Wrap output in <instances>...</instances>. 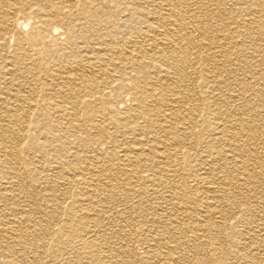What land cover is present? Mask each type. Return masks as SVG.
Wrapping results in <instances>:
<instances>
[{
	"label": "bare ground",
	"instance_id": "6f19581e",
	"mask_svg": "<svg viewBox=\"0 0 264 264\" xmlns=\"http://www.w3.org/2000/svg\"><path fill=\"white\" fill-rule=\"evenodd\" d=\"M174 2L150 12L156 24L174 30L158 27L161 37L144 38L142 30L115 26L114 0H0V154L9 185L0 186V208L8 209L0 212V264H264V0ZM143 10L130 8V15L144 17ZM186 19L187 35L180 32ZM197 22L205 29L194 36ZM43 74L50 83L41 97L30 85ZM102 77L110 79L103 83ZM117 88L127 91L119 104L133 102L127 112L120 111L124 105L108 106L118 115L119 132L162 137L153 146L141 142L140 133L115 138L106 152L95 145L93 156L76 148L63 159L90 161L80 167L89 176L83 179L62 173L67 163L49 167L67 177L64 185L82 183L96 192V202L125 207L116 204L111 214L57 211L71 221L56 231L43 229L31 218L39 206L24 185L16 139L28 140L31 129L52 124L50 117H37L44 112L83 116ZM93 93L96 98L81 100ZM204 114L212 122L199 121ZM199 122L204 132L197 137ZM92 127L94 134L109 133L107 125ZM43 131L39 140L48 136ZM183 145L186 153L217 155L183 165L172 159ZM188 180L206 190L190 193ZM156 199L161 208L144 205ZM135 242L142 254L133 251Z\"/></svg>",
	"mask_w": 264,
	"mask_h": 264
},
{
	"label": "rangeland",
	"instance_id": "374dc122",
	"mask_svg": "<svg viewBox=\"0 0 264 264\" xmlns=\"http://www.w3.org/2000/svg\"><path fill=\"white\" fill-rule=\"evenodd\" d=\"M114 1H115V3L113 4V6H111L109 8L111 10H113V11L115 10L117 12V16L115 18L114 23H115V26L117 25V27H119L120 31L122 30L123 32H126V33L136 34L138 32L141 33L140 30H142V32H143L142 36H144V38H147V37L150 38L151 36L152 37H161L162 35H160V34H162L164 31L166 32V30H167V33H168L169 30H170V32H171V30H174L171 25L169 26V24L168 25L166 24V26H161L159 24H156L154 22V20L152 19V17H151L152 16L151 13L153 12V7L156 8V9L165 7L164 9H166V6H165L166 4H168V5L171 4L172 5L173 2L174 1L176 2L177 0H171L169 3H166L167 1L163 2V0H160L163 3L159 2V0H154L153 2L150 3L153 6L152 5H147L146 3H144V4L138 3V0L137 1L136 0L135 1L134 0H124L125 3H120V2H118L119 0H114ZM198 1L199 0H194V1L193 0L192 1L188 0V3L190 2L191 4L192 3L196 4V3H198ZM157 2H159V3H157ZM164 3H165V5H164ZM136 6L139 7V8H142V9L144 8V10H143L144 17L141 16V15H138V13H136L135 15H130V8H134ZM158 6H160V7H158ZM150 7H152V8H150ZM195 8L194 9L192 8L193 10H191V11H193L194 14L198 15L199 13L197 11H199V9H198V7H195ZM164 9L162 11L165 12ZM188 13H189V10H188ZM128 14H129L130 17L128 16ZM150 21H152V22H150ZM188 21H189L188 19H186L184 21L185 28H184L183 25H181V27L183 26L182 28H184L183 30L181 29V27H177L179 30L180 29L182 30V31H180V32H182L181 34H183V33L186 34V35L190 34L188 32V30H189V26H190V22L191 21H189V22ZM204 22H206V24H207L210 21H204ZM118 23H119V25H118ZM186 23H187V25H186ZM196 24L198 26H195ZM196 24L193 23L194 27L192 28L193 32H191V33H192V35L195 34L194 36H196V35L199 36L201 34L200 33L201 30L203 31V29H205V23H198L197 22ZM102 25H103V27L110 26L108 24H102ZM151 26H153V27H151ZM168 26H169V28H168ZM187 26H188V28H187ZM158 27L160 29L163 28L164 31L160 30ZM197 28L198 29L201 28V29L198 30ZM112 29H114V28H112ZM144 29H146V31H144ZM156 29H158V30H156ZM150 31H151L152 34L150 33ZM157 31H159L160 33L157 32ZM156 32H157V34H156ZM108 78L109 77H106L105 80L103 78L102 79L103 83L106 80L109 81L110 78L109 79ZM96 80L99 81L98 79H96ZM49 83H50V81L48 79H46V75L43 74V75L39 76L36 80H32L30 87H33L35 89V92H34L35 95H39V96L43 97L45 95V93H46L45 88L46 89L49 88V86H48ZM198 83H201L200 78H199ZM130 85H131L130 87H133L132 83ZM37 87H39V88H37ZM119 88L114 90L112 92V95L108 96L106 99L105 98L103 99V103L104 104H95L96 103L95 102V103H92L91 105H89V107L87 109V114H84L83 116H81L82 114L80 115L81 119L79 118L80 116L76 117V116L71 115V113L70 114L69 113H63L62 114V113H55V112H52V113L51 112L50 113L49 112L48 113L44 112L43 115L41 114L42 116H37L39 118H44V117L48 118V117H50L52 119V124L48 123L49 125L44 126V128L40 129L41 131L44 130L43 132L47 133L46 135H48V136H47L46 139H42V140L38 139L40 130L37 127H34L33 129L30 130L29 133L31 134V137L28 140L20 141V140L16 139L15 148H19V151H20V154L22 155V160H23V163H24L23 166H22L23 167L22 169L25 172L24 175L22 176L23 180L25 181L24 185H25L26 188L32 190V192H33L34 201L32 199L31 200L32 203H35V201H36L38 206H39V208L37 209L38 215H37V213L35 211V213H33L34 217L31 214L32 215L31 218H32V221L34 220L33 223L37 221L39 226H42L43 229L45 227H47V228L49 227L50 228L52 226L54 231H56V229H58V228H56L57 225H59V224H61L63 222L66 223L68 221H71V219L69 217H67L66 214L65 215H61L62 213L61 214L59 213L60 211L65 212L69 208H72V209H74L76 211L77 210H81V209L90 210L89 213H93L97 209H100V210L106 211L108 214H111V212L116 207V204L117 205L119 204V206H120L121 203L113 202V205H108V204L106 205V203L96 202V199H95L96 192L94 193V192L90 191L89 189H87L85 184L80 183V185L77 184V185H70V186L67 185V184L64 185V183L66 181H68L67 177L66 176H65L66 178L64 176L62 177V174H60V172H54L52 169L49 168L51 166L59 165L60 163L62 165L64 163H67L65 165L64 170L61 171L62 173L64 171L67 172V173L73 171V172H76V174H78V176H77L78 178L82 177V179H83L85 177H89V176H87V174H85L84 172L80 171V169H82L80 167L84 166L85 164H89L88 162H90V161H85V159L84 160H80L79 158H78L79 160L76 159L78 161H76V160L75 161L74 160H68V157H67V160L64 161L63 158H65L66 156L70 157L71 156L70 154L75 153L76 148L79 151L78 154L87 155V156H93V153H90V152L94 148L95 145L96 146L99 145L100 148H102L101 150L102 151L104 150L103 152H106L107 149H108L107 147H109L107 143L112 141V139L113 140L115 138L121 139V138H124V136H129V137L131 136L132 137L134 135V133H135V136L140 133V131L139 132H134L133 134H131L129 132L127 133L126 131L119 132L120 123L117 121L118 115L116 114V112L111 111L112 108L108 109V106L110 107V106H112L114 104L121 105V106L124 105V107L120 110L122 112H124V111L127 112L128 110H130L133 107V102L130 99H128V98L124 99V101L119 104L120 99L121 98L123 99L124 98L123 95L126 94L125 93L126 90L124 88L123 89L122 88L119 89ZM58 89L59 88L57 87V90ZM129 92H132V90L130 89ZM96 95L94 93H93L92 96H85V95L82 96L81 95L82 98L84 97L83 99L81 98V100H86L89 97H90L89 99H93V98H96ZM56 100L58 101L57 98H56ZM113 101H115V102H113ZM102 109H103V111H102ZM141 111H143V112H141V113L138 112L139 113L138 121L141 120V122H142V120H143V118H145L146 114H144L145 113L144 112L145 109H143ZM204 118L207 121L212 122L211 116H210L209 119H207L205 114L200 118L199 121L203 120ZM78 119L82 122V123L80 122L81 125L78 124L79 123ZM130 119H131V117H130ZM58 122H59V124H58ZM73 122H75V123H73ZM95 123H98V125L99 124L107 125L109 133L107 135H105V136H100L98 133L94 134L96 130L92 126ZM195 128H196V132H197V137L199 136L200 133L204 132L203 131L204 128L202 127L200 122H199L197 127L195 126ZM115 130H117L118 133H116ZM89 133H91V134L93 133L95 135L94 140L91 141L90 144L87 141ZM114 133H116V134L114 136H112ZM161 135L162 134L154 133L153 135H150V137H144V135L140 133V137L139 138H141V142L145 141V142L148 143V145L153 146L154 143H157L158 140H160V137H162ZM203 135L204 134H202V136ZM20 142H22V143H20ZM74 142H78V144L75 145ZM79 142H84V144L83 145H79ZM36 143L41 145L40 149H37V147L35 145ZM73 146L75 148H73ZM89 146L91 148H89ZM85 148H87V149L85 150ZM178 149H177L178 151L181 150L180 153L177 154V157H172V159L173 158L181 159L183 165L188 164L191 161L192 162L198 161L200 159H210V158L213 159L215 157V155H217L216 152L214 153L213 151H210V150H208L209 152H207V151H204L202 149L201 150L200 149H196V150L192 149V150L189 151V153H186L184 151L186 149L189 150V148H187V145L180 146V147H178ZM223 149H224V147L220 149V152H222ZM158 150L159 151H163V149L159 148V146H158ZM54 152H55V154H54ZM0 158H2L1 154H0ZM5 158L6 157H3L2 158L3 160L0 159V175H1L0 176V186L2 188H4V189L8 190L9 189L8 188L9 185H8V183L5 184V181L7 180V178H6L7 177V169H6V166H7L6 164L7 163H5V160H6ZM176 162H174V163H176ZM30 171L32 173V178H31V175H29ZM52 173H54L55 176L52 175ZM79 174H82V175H79ZM8 182H9V184H11V182L9 180H8ZM25 183H27V184H25ZM188 184H190L189 187H191V189H192V190H190V193L201 192V191L203 192V191L206 190L205 188H203L204 184L202 182L198 183V185H195V184H193V182L189 183V180H188ZM91 192L94 193L95 196ZM86 199H88V201ZM127 199H129V200H126L127 201L126 204L130 203V201H131L130 197H128ZM46 200H48V201H46ZM151 202L145 203L144 205H146L147 207L159 206L160 208L164 205V204H162L163 201L161 199H156V200H153V201L151 200ZM153 202H154V204H153ZM3 204L4 203H2V205ZM90 205H92V206H90ZM122 205L123 204H121L120 207H117V209L118 208L121 209L122 207H125V206H122ZM3 207H5V206H3ZM95 208H97V209L96 210H92V209H95ZM52 209L55 212L54 214H52V215L50 214V216L49 215H45V214H47V212H49ZM5 210H8V209L7 208L4 209L2 207L0 208V212L5 211ZM57 211H59V212H57ZM59 218H61V219H59ZM54 219H56V220H54ZM77 220H79V219L77 218ZM86 221H91V220L89 218H86ZM86 223H89V222H86ZM53 226H55V227H53ZM47 228H45V229H47ZM48 231H50V230H48ZM226 231H228V230H226ZM132 247H133L132 248L133 251L136 252V253L138 252V253L142 254L144 252L143 245H141V242L133 243ZM207 247L208 246L205 247L206 252L207 251L211 252V250L208 249L209 247L208 248Z\"/></svg>",
	"mask_w": 264,
	"mask_h": 264
}]
</instances>
